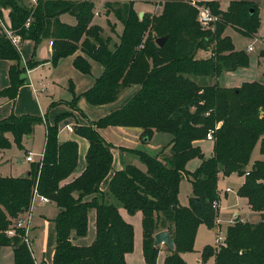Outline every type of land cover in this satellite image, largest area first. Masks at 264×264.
Returning a JSON list of instances; mask_svg holds the SVG:
<instances>
[{
  "label": "trees",
  "instance_id": "trees-1",
  "mask_svg": "<svg viewBox=\"0 0 264 264\" xmlns=\"http://www.w3.org/2000/svg\"><path fill=\"white\" fill-rule=\"evenodd\" d=\"M193 0H164L159 14L145 13L141 18L134 9L135 0L111 3L115 15L123 23L120 41L110 47L102 36L103 28L93 24V0H38L36 5L23 0H0V59L11 61L10 85L2 96L15 99L26 83L25 73L42 61L31 57L22 64L20 46L12 43L6 30L20 34L22 40H33L36 46L44 39L53 43L51 62L76 53L74 66L89 74V58L104 66V72L93 87L82 96L94 106L113 102L120 89L139 85L140 89L126 104L105 115L94 124H78L75 133L89 141L84 171L63 183L78 166L79 145L76 140L59 141V123L45 122L41 115H10L0 119V149L11 141L22 146L24 135L32 134L37 124L46 123L43 159L32 162L28 176L0 174V249L12 246L14 264H36L32 250L24 239V229L9 236L7 230L30 207L34 193L56 202V245L53 264H126V254L134 249V227L127 222L116 204L108 203L101 184L113 165V145L98 128L109 126L142 128L143 141L154 132L172 135L168 151L152 155L140 149H128L145 165V170L127 164L116 170L109 182V192L129 212H142L143 250L147 264H156L159 246L154 245L157 230L167 229L175 243L165 264H186L182 253L194 250V240L201 223L212 228L216 224L219 199V172L245 176L238 195L245 197L254 211L261 212L258 222L235 220L228 226L225 241L202 250V260L214 256L216 264H264V158L254 161L247 170L252 153L260 144L264 156V83L246 81L238 87H224L218 82L202 84L195 77H220L250 65V55L237 50L229 35L232 26L252 37L260 27L261 0H230L224 10L220 0H195L208 6L218 19L216 28L204 27ZM9 9L10 23L2 17ZM70 13L75 24L61 20ZM30 22L27 25V22ZM166 37L159 45L157 40ZM212 50L207 58L196 57L198 50ZM194 76L191 77V76ZM74 93L71 104L81 95ZM222 99L223 110L212 106ZM196 108V111H193ZM222 122L220 127L218 123ZM214 130L213 154L205 156L198 144ZM200 159L190 171L187 164ZM192 183L193 197L189 206L179 201L180 182L184 177ZM91 196V198H87ZM96 209V237L90 245H77L73 236L88 234V214Z\"/></svg>",
  "mask_w": 264,
  "mask_h": 264
},
{
  "label": "crops",
  "instance_id": "crops-1",
  "mask_svg": "<svg viewBox=\"0 0 264 264\" xmlns=\"http://www.w3.org/2000/svg\"><path fill=\"white\" fill-rule=\"evenodd\" d=\"M25 3L27 4H32L31 0H23ZM95 2V0H93ZM105 1V0H104ZM222 7V6H221ZM222 9H226V8H222ZM65 14H70V13H64L61 15V20H62V16ZM260 17L261 20L263 22V18H264V6L261 9V13H260ZM2 17L3 19L7 22L10 23V16H9V9H4L2 11ZM75 17V16H74ZM76 19V18H75ZM65 23L68 24H75L76 21L74 23H70V22H66L64 20H62ZM93 24H96L94 22V18L92 21ZM230 27V26H228ZM226 28V34L225 35H229L227 34V29ZM232 27V26H231ZM259 31V30H258ZM238 32V31H237ZM240 33V32H239ZM119 35V34H118ZM230 36V35H229ZM231 37V36H230ZM252 39H255V41H258V47H260L259 49V53L257 56V63L259 64V66H261V64L264 63V37H260L259 32H257L254 36L251 37ZM52 39L50 38H44V40H42V42H46L47 43V49L49 52V58H47L46 60H41V53L39 56L36 55V51L37 48L39 47V45H41V42L36 46L35 44V48L33 49L32 53H31V57H34L36 60L38 61H42V63H40L38 66L32 68V69H28L27 72L25 73V77L27 80V76L29 78V81L27 80L26 83L24 85H22L19 90H18V94L16 96L15 99H10L8 97L2 96V94L0 93V106H5L3 108H6L9 104H12V108H6L2 111V113H0V119H3L2 117H8L11 113H15V114H31V113H35V114H40L46 121L45 122H50L51 124L54 123L55 118L62 114V113H66V117L60 121L59 123V141L63 142L66 140H76L78 142L79 145V158H78V166L75 169V171L73 172V174L67 178L66 180L63 181V183L69 182L71 180H73L75 177L79 176L85 169L86 167V154L88 152L89 149V141L84 138L81 137L79 135H77L75 133V130L70 131L68 129V126L73 127L75 125L78 124H90V120L91 121H96L97 119L110 114L111 112L115 111L116 109L120 108L121 105L123 104H115V102H110L104 105H99V106H94L91 105L90 103L87 102V100L85 99L84 96H82V94L87 91L88 89H90L91 87L94 86L96 79L98 77L101 76V74L104 72V66L99 63L98 61L89 58V61L92 65V71L89 74H85L82 73L81 71H79L75 66H74V60L76 58L77 55H84V53L82 52V50L77 51L76 53H74L73 55L67 56V57H63L61 58L57 65H53L51 63V57H52V53H53V45L50 44V41ZM27 43V52L29 53V51L32 48V44L31 46H29L30 43H35L33 40L30 39H26V40H22L21 43ZM30 42V43H29ZM21 43H20V51H21V55H22V50H21ZM22 43V45H23ZM234 43V42H233ZM235 48L237 49V46L234 44ZM251 47V49H250ZM254 49L253 45H249L248 50L252 51ZM239 50V49H237ZM85 56V55H84ZM11 61L6 60V59H0V76L2 78H0V91L7 88L10 85V79H9V67H10ZM253 64L252 58L250 57V65L248 67H240L235 71H226L223 72V74L216 78L211 77V84H214L216 82H218L221 86L224 87H238L240 86L243 82L246 81H254L256 78L259 77V75H263L264 76V70L263 69H259V71H254V76L250 77L248 73V71L251 69ZM53 65V67L56 69V71H58L56 74H54L55 77L59 78L61 80V82L63 81V85L58 84L57 87H53L51 86V88L49 86H47L44 82L42 81H36L34 78V74L36 72H38L39 70L44 69L47 66ZM196 81H199V77H196L195 79ZM261 83H264L263 81H259ZM58 88L63 90V93L65 92V97L68 98H59V92H58ZM129 90H131L132 92L126 96L127 99L129 100L130 98H132V96L140 89L139 85H132L129 86ZM66 90H68L69 94L66 93ZM75 91L76 94L81 95L79 100L77 101V108L76 107H72L71 105V101L74 97V93L73 91ZM20 105V107L17 108V105ZM64 107V108H62ZM37 125H42L45 128V139H46V123H42V124H37ZM36 125V126H37ZM35 126V127H36ZM35 127H34V131L32 132V134L29 135H24L23 138L25 139V137L28 140H31L33 138V134L35 132ZM68 131L70 133V137L66 138L65 140L61 139V133L64 131ZM99 132L101 133V135L109 142L113 145V155H114V159H113V165H112V170L110 171L109 175L105 178V180L102 182L101 184V189L103 191L106 192V200L108 203H113L118 205L119 207V211L121 213V215L123 216V218L129 222V223H133L134 224V249L133 251L129 252L126 254V264H147L144 258V250H143V231H142V212H139V215H137L138 220L141 221V225L140 222L138 220H132L130 218V214L127 212V210L121 206L118 202V200L109 192V182L111 180L112 175L114 174V172L116 170H120L122 168H124L127 164H133L138 166L139 168L145 170V165H142L141 162H136L138 161L136 159L135 156H133V153L130 152L128 149H140L143 151H146L152 155H157L162 153V151L165 150V152L168 151L169 147V141L171 140L170 135H168L167 133H159V132H155L154 137L158 136L160 138L163 139V146L159 147L156 150L151 149V146L148 147H144V146H140L142 143V137H141V133H142V128H138V127H123V126H109V127H104V128H98ZM9 138H13V135L8 133L7 134ZM153 138L146 142L145 144L149 145V143H151V141L153 140ZM14 139V138H13ZM22 139V140H24ZM201 141H199L198 143L201 145L202 143H200ZM212 142V141H211ZM144 145V144H143ZM259 145V152H260V144ZM257 145V146H258ZM257 146L255 147V149H257ZM141 147V148H140ZM7 149V148H5ZM5 149H0V151H4ZM254 149V151H255ZM44 151V149H43ZM253 151V152H254ZM30 151H28L29 153ZM213 153V152H212ZM253 155V153H252ZM260 158H264V156L260 153L259 155L256 156V158L251 157L250 163L248 164L247 168H251L254 161ZM196 159V158H195ZM194 159H192L191 161H193ZM200 160V159H199ZM25 161L32 164V161H28L25 157ZM189 161L188 164L191 162ZM201 162V161H200ZM187 164V166H188ZM188 169V167H187ZM190 170V169H189ZM7 174L5 173H0L3 176H13L16 175L14 177H23V176H28L31 173V166L28 168V170L25 172H22L21 174H12L11 171V167L9 166L7 168ZM193 171V170H190ZM224 175L222 172H219V178L220 176ZM237 174V173H232L231 175H224L225 177H229L230 176ZM242 181L240 183V185H242L245 181V176H242ZM219 178H218V182H219ZM239 185V186H240ZM192 186V183H191ZM231 188L232 191H225V195L227 196L229 192H237L236 188L227 186V188ZM219 188V186H218ZM238 194V193H237ZM193 195V194H192ZM181 197V195H180ZM88 199L91 198V196L87 197ZM222 199V195L221 192L219 190V201L221 202ZM40 200V199H37ZM36 200V202H37ZM180 200V199H179ZM191 201V198L189 200V202ZM35 202V204H36ZM41 205L44 206L37 214L33 215V210H32V216H31V221H30V228L32 225V220H33V216H34V225L32 227V231L36 232L37 238H41L42 241L38 244V248H37V252L35 250H32L33 256L35 258L36 264H53V255H54V251H55V245H56V222L54 221V218L57 216V214L59 213V207L57 206L56 202L52 201V200H48V201H41ZM53 204L55 206H57V210H50L47 208V204ZM35 206V205H34ZM219 213L222 209L221 204L219 203ZM239 206H246V215L247 217H250V221L252 222H258L261 219V212L259 211H254L251 209L250 205L248 204V200L245 197H241L238 195L237 201L233 204V207L237 208V210H235V212H233L231 214V218L228 220L227 223V227L229 225H231L235 220L234 217L237 214H240V210L238 209ZM34 209V208H33ZM96 209H91L89 211L88 214V234L86 236L83 237H78L76 235L73 236V242L77 245H90L95 237H96ZM221 216L220 214H218V225H221ZM159 231V230H157ZM156 231V232H157ZM160 247V251H159V255H158V259L156 264H165V258L168 254H170V249L169 247L165 244L162 243L159 245ZM50 250V256L49 259H46V255H47V251ZM189 252H185L182 253V257L185 259L186 261V257L188 255ZM202 253V250L200 252V255ZM6 255V256H10L12 255V264H14V251H13V247L12 246H4L0 249V255ZM214 257V256H212ZM215 260V257H214ZM7 264H10V261H7ZM186 264L187 261H186ZM198 264H205V261L202 260V258L199 256L198 258Z\"/></svg>",
  "mask_w": 264,
  "mask_h": 264
},
{
  "label": "rangeland",
  "instance_id": "rangeland-1",
  "mask_svg": "<svg viewBox=\"0 0 264 264\" xmlns=\"http://www.w3.org/2000/svg\"><path fill=\"white\" fill-rule=\"evenodd\" d=\"M115 1H119V2H125V1H130V0H95V8H94V22L98 25H100L103 28V32L101 33L102 36L104 38H108L109 39V43H110V47L113 48V45L117 42L120 41V35L123 33L124 30V25L123 23L118 19V17L115 15L113 9L111 8V3L115 2ZM163 1L164 0H135L134 3V9L136 10L137 13L140 12H144V14L147 13H151V14H159L162 11L163 8ZM230 0H220L221 6L222 8H227L229 5ZM202 6V5H201ZM264 6V0H261L260 2V10H259V15L261 13V9ZM198 11H200V5L197 6ZM261 16V15H260ZM261 19V17H260ZM62 20L66 21V22H70V23H74L76 21L75 17L72 14H65L62 16ZM219 25H215L213 24L212 26H210L211 28H216ZM208 28V27H206ZM259 35L260 37H264V18H263V22L261 20L260 23V27H259ZM119 34V35H118ZM226 34V29L223 32V35ZM227 34H229L234 42V44L237 46V49L239 50H245L248 52V54L250 55V57L252 58L253 64L251 69L248 71L249 76L253 77L254 76V71L256 73V71H259V69H263L264 70V63L261 64V66H259V64L257 63L256 59L259 53V49L260 47H258V41H255V39H252L249 36L243 35L239 32H237V30L233 27H228L227 29ZM44 40V39H43ZM23 43V42H22ZM21 43V50H22V64L26 65V62L29 61L31 59V53L33 51V49L35 48V43H30L29 46H31L32 44V48L29 51V53L27 52V43H23L22 45ZM249 45H253L254 49L252 51L248 50ZM81 49H79L78 51H80ZM36 55L39 56L41 53V60H46L47 58H49V52L47 49V43L46 42H42L41 41V45H39V47L37 48L36 51ZM213 54L212 50H198L196 57L198 58H207L209 56H211ZM85 55V54H84ZM52 63V62H51ZM55 66V65H54ZM2 68V67H1ZM0 68V71H1ZM2 72V71H1ZM58 71H56V69L53 67V65L47 66L42 70H39L38 72H36L34 74V78L35 80L38 81H42L44 82L47 86H49L51 88V86L53 87H57L58 84L63 85V81L61 82V80L57 77L54 76V74H56ZM191 77L194 78V76L192 75ZM0 78H2L0 76ZM196 79V77H195ZM27 80L29 81V78L27 76ZM256 81H263L264 80V76L261 74L259 75L258 78L255 79ZM202 84H211V77H199V81ZM129 87L126 88H121L116 99L113 101L115 102V104H123L124 102L128 101L127 97L132 91L129 90ZM58 92H59V98L61 96V98H68L65 97V92L63 93V90L60 88H58ZM66 93L69 94L68 90H66ZM133 97V96H132ZM126 104V103H124ZM123 104V105H124ZM21 104L17 105V108L20 107ZM72 107H76L77 108V104H75V102H73ZM121 105V107L123 106ZM5 106H0V113H2V111L6 108H12V104H9L6 108H3ZM64 108V107H62ZM213 110L218 112L219 110H223V102L222 99H219L216 101V103L212 106ZM193 111H196V108H193ZM17 115L15 113H11L10 115ZM34 115H40V114H35V113H31ZM9 115V116H10ZM19 115H23V114H18ZM66 116H64L65 118ZM4 118V117H2ZM63 118V119H64ZM62 119V120H63ZM90 124H94V121H91V119H89ZM222 124V122L218 123L217 127H220ZM76 126V125H75ZM74 126V127H75ZM157 132V131H156ZM162 133V132H159ZM155 134V132H154ZM168 134V133H167ZM33 138L31 140H28L26 137L24 140H22V146H19L14 139L9 138L11 141V145L9 148L5 149L4 151H0V173H5L7 174V168L10 166L11 167V171L12 174H21L22 172H25V170L27 171L28 168L31 166L30 163L25 161V157L28 155V151L32 152L33 155L35 156L36 159L40 158V154L43 153V149L45 146V128L42 125H37L35 127V132L33 134ZM170 137L172 138L171 134ZM154 136V135H153ZM70 137V133L66 130L64 132L61 133V139L65 140L66 138ZM153 138V137H152ZM202 143L200 146L203 149V152L205 153L206 157L211 156L213 153V140H207V136L206 138H204L203 140H200ZM212 141V142H211ZM142 144L140 146H144V147H150L153 150L158 149L159 147L163 146V139L156 136L153 138V140L151 141V143H149V145L145 144L146 141H143L142 139ZM144 144V145H143ZM258 145V144H257ZM141 148V147H140ZM259 145L257 146V149H255V151L253 152L252 157L256 158L257 155H259ZM133 156L136 157V159L138 161L136 162H141L142 165L143 162L140 160V158L133 153ZM250 163V162H249ZM135 164V163H133ZM200 164V160L198 158L194 159L193 161H191L188 164V169L190 170H195ZM248 166V165H247ZM247 170L251 169V168H247ZM16 176V175H13ZM243 175H239V174H234L232 176L229 177H225L224 175L221 174L220 178H219V182H218V192L220 190L221 195H222V199L221 202L219 201V199L217 200V206L214 205V208L217 210V218H216V224L214 227L210 228L208 227L206 224L201 223L198 226V230L196 233V237L194 240V250L190 251L186 257V261L188 264H198V258L199 256L202 258V255H200L201 250H203V248L207 245H210L214 248H217V237L219 234H222L223 236H226V232H227V223L228 220L231 218V214L233 212H235V210H237V208L233 207V204L237 201L238 198V189L240 188V183L242 181V177ZM240 185V186H239ZM227 186L236 188L237 192H229L228 195H225V191L227 190ZM193 189L191 186V182L188 180V178L185 176L181 182H180V191H179V201L180 204L182 206H189L191 204V201L189 202L190 198L192 200L193 198ZM181 195V197H180ZM219 203L221 204V211L219 213ZM44 206L41 205L40 200H37L34 209H33V215L37 214ZM47 208L52 210H57V206L49 203L47 204ZM240 210V214L235 215L234 220H245V221H250V217H247L246 213H245V209L246 206H239L238 208ZM140 210H137L135 212H129L127 210V212L131 215L130 218L132 220H138L137 215H139ZM218 214H220L221 216V225H218ZM22 215H24V213H22ZM21 214L19 215L22 216ZM140 222L141 225V221L138 220ZM252 222V221H250ZM134 227V224L131 223ZM34 225V216H33V220H32V225L31 228H29V231L27 232V238H28V243L31 246V248L33 250H35L37 252V248H38V244L42 241L41 238H37L36 232H33L31 229ZM135 229V227H134ZM135 233V232H134ZM159 255V254H158ZM50 256V250L47 251V255H46V259L48 260ZM7 261H10V264H12V255H10L9 257L6 255L1 254L0 255V264H7ZM205 264H216L214 257L210 256L207 258V260H205Z\"/></svg>",
  "mask_w": 264,
  "mask_h": 264
},
{
  "label": "built area",
  "instance_id": "built-area-1",
  "mask_svg": "<svg viewBox=\"0 0 264 264\" xmlns=\"http://www.w3.org/2000/svg\"><path fill=\"white\" fill-rule=\"evenodd\" d=\"M31 1H32V5H36V3L38 2V0H31ZM192 3L196 6H199L195 2V0H193ZM198 19L204 27H210L218 19V17L212 13L211 9L208 6H206V5L201 6L200 5V11H199ZM29 24H30V22L28 21L27 25H29ZM6 31H7L9 38L11 39L12 43L19 47L20 43L22 41L21 35L13 33L11 30H6ZM52 43H53V41L51 40L50 44H52ZM250 49H251V47H250ZM68 129L70 131L74 130L73 127H70V126H68ZM213 139H214V130L211 129L207 134V140H213ZM26 159L28 161H32V162H40L43 159V153L40 154V158L36 159L35 156L33 155V153L29 152L28 155L26 156ZM227 191H232V189L228 187ZM37 199H40L41 201H44V202L49 200L48 198L40 196L37 194V192H35L32 203H31L30 207L28 208V210L24 213V215L17 218V220L15 221V227L14 228H10L6 231L9 236L16 235L17 234V228L24 229V231H25L24 239L28 243L27 232L29 231V228H30L32 210L34 208V205H35V202ZM214 205L215 206L218 205L217 201L214 202ZM225 237L226 236H223L222 234L218 235V237H217V243L218 244L216 247H218L224 243Z\"/></svg>",
  "mask_w": 264,
  "mask_h": 264
},
{
  "label": "water",
  "instance_id": "water-1",
  "mask_svg": "<svg viewBox=\"0 0 264 264\" xmlns=\"http://www.w3.org/2000/svg\"><path fill=\"white\" fill-rule=\"evenodd\" d=\"M140 17L142 18L144 16V12L139 13ZM166 37L160 38L157 40V43L159 45H162L165 41ZM194 203H199L198 197H193ZM165 243L170 250L175 249V243L174 239L171 235V233L167 229L159 230L154 234V245L159 246L160 244Z\"/></svg>",
  "mask_w": 264,
  "mask_h": 264
}]
</instances>
